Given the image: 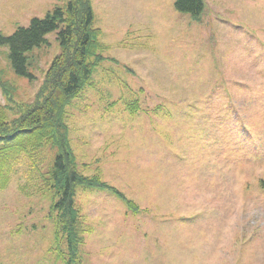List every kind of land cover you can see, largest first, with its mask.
<instances>
[{
    "label": "rangeland",
    "instance_id": "1",
    "mask_svg": "<svg viewBox=\"0 0 264 264\" xmlns=\"http://www.w3.org/2000/svg\"><path fill=\"white\" fill-rule=\"evenodd\" d=\"M69 1L0 0V31ZM205 1L196 19L175 0H92L104 61L68 110L70 142L86 175L140 211L79 188L87 233L70 262L55 194L41 191L56 157L44 148L0 192V264H264V0ZM47 39L31 54L33 82L0 49L12 107L34 103L60 54L57 32Z\"/></svg>",
    "mask_w": 264,
    "mask_h": 264
},
{
    "label": "trees",
    "instance_id": "2",
    "mask_svg": "<svg viewBox=\"0 0 264 264\" xmlns=\"http://www.w3.org/2000/svg\"><path fill=\"white\" fill-rule=\"evenodd\" d=\"M177 11L194 18L203 15L205 0H175ZM61 52L54 58L32 105H14L11 89L3 81L0 86L7 104H0V192L8 188L17 164L28 157L34 163L42 150L56 151L53 166L43 174L41 191L53 192L57 200L56 237L67 244L70 262L78 256L87 233L76 196L79 188L105 189L127 206L139 207L114 187L103 181L98 172L88 176L80 168L70 142L68 110L84 90L91 86L95 71L104 61L101 52L102 30L95 26L92 0H70L45 18L32 19L28 27H19L12 35L0 31V49L8 48L9 60L16 76L35 80L31 72V54L48 44V35L56 33ZM138 102L128 107L139 110ZM14 112L16 117H10ZM35 164V165H36ZM264 188V181L262 182Z\"/></svg>",
    "mask_w": 264,
    "mask_h": 264
}]
</instances>
